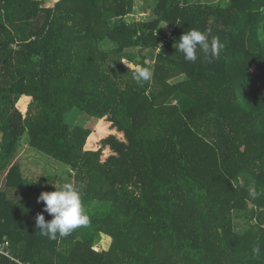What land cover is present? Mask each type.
I'll return each instance as SVG.
<instances>
[{
  "label": "trees",
  "instance_id": "trees-1",
  "mask_svg": "<svg viewBox=\"0 0 264 264\" xmlns=\"http://www.w3.org/2000/svg\"><path fill=\"white\" fill-rule=\"evenodd\" d=\"M135 1L0 0V264H264V0H140L129 21ZM190 30L219 56L186 61ZM23 136L72 182L16 160ZM66 183L89 223L51 240L37 197Z\"/></svg>",
  "mask_w": 264,
  "mask_h": 264
},
{
  "label": "clouds",
  "instance_id": "clouds-1",
  "mask_svg": "<svg viewBox=\"0 0 264 264\" xmlns=\"http://www.w3.org/2000/svg\"><path fill=\"white\" fill-rule=\"evenodd\" d=\"M222 48L223 44L218 37L209 39L206 32L199 30L184 32L176 41V51L180 52L184 59L190 62L196 61L198 49L210 58H217ZM151 77L152 71L143 66H137L133 73V79L138 84L149 81ZM38 177L40 176L35 178L36 182ZM54 187V191H42L37 197V203L43 202V210L35 217V226L39 229L37 232L51 240L67 237L75 229L89 223V217L85 213L81 199L82 186L66 183L60 188L55 185ZM249 195L253 198L257 196L254 188L249 189ZM43 212L52 218L45 221Z\"/></svg>",
  "mask_w": 264,
  "mask_h": 264
},
{
  "label": "rangeland",
  "instance_id": "rangeland-1",
  "mask_svg": "<svg viewBox=\"0 0 264 264\" xmlns=\"http://www.w3.org/2000/svg\"><path fill=\"white\" fill-rule=\"evenodd\" d=\"M52 3V0H50ZM57 0H55L56 2ZM49 0H46V5L48 6ZM54 2L52 3V5ZM51 5V6H52ZM142 1L136 0L134 2V13L130 17H128V20H140L142 18H146V11H141L142 10ZM145 10V9H144ZM125 56L128 58V60H139V55L137 53V50L135 49H130V50H125ZM152 54L147 55V60H151ZM182 79V76L174 77L170 80V83H175L177 81H180ZM73 124H81L84 127H90L93 128L96 124L94 120L90 117H88L85 114H78L75 117H72L70 119ZM16 160L22 161L26 163L27 165L37 169L40 172L47 173L50 175H56L59 180L62 182H67L71 183L72 180L69 177V168L67 165H65L62 162H59L52 157L30 147L27 142V136H23L21 140V144L19 148L17 149V154L15 156ZM1 180V179H0ZM1 182V181H0ZM1 187V183H0ZM101 238V236H100ZM102 241V239H101ZM100 241V242H101ZM99 241H94L93 247L96 250H100L101 245Z\"/></svg>",
  "mask_w": 264,
  "mask_h": 264
},
{
  "label": "built area",
  "instance_id": "built-area-1",
  "mask_svg": "<svg viewBox=\"0 0 264 264\" xmlns=\"http://www.w3.org/2000/svg\"><path fill=\"white\" fill-rule=\"evenodd\" d=\"M7 245H8L7 241H4L3 243H0V253L5 255V256L10 257L9 252L6 249Z\"/></svg>",
  "mask_w": 264,
  "mask_h": 264
},
{
  "label": "crops",
  "instance_id": "crops-1",
  "mask_svg": "<svg viewBox=\"0 0 264 264\" xmlns=\"http://www.w3.org/2000/svg\"><path fill=\"white\" fill-rule=\"evenodd\" d=\"M102 236H106V237H108L109 239H110V237L109 236H107V235H105V234H101V238L99 239V242L101 241V239H102ZM110 244V243H109ZM108 247H109V245H108ZM107 247V248H108ZM107 248H100V250H105V249H107Z\"/></svg>",
  "mask_w": 264,
  "mask_h": 264
}]
</instances>
